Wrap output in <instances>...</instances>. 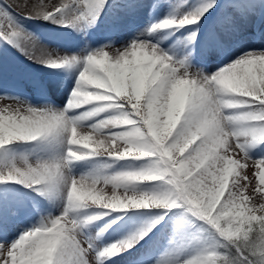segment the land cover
<instances>
[{
	"label": "snow or ice",
	"instance_id": "1",
	"mask_svg": "<svg viewBox=\"0 0 264 264\" xmlns=\"http://www.w3.org/2000/svg\"><path fill=\"white\" fill-rule=\"evenodd\" d=\"M23 6L34 15L20 16L0 0V45L46 68L82 71L63 109L0 94L11 102L0 108V264H107L139 251L158 225L163 239L172 209L183 211V227L195 229L198 221L202 230L191 237L190 254L167 252L155 264H264V203L249 194L251 188L264 197V157L250 155L264 145V50L244 52L213 73L192 63L194 56L224 54L223 35L250 28L255 36L257 19L264 25V0H65L51 11L29 0ZM165 6L172 14L114 46L126 18L146 9L151 16ZM109 10L113 42L79 54L54 56L22 23L39 19L87 34ZM213 13L205 29L202 22ZM181 29L188 30L186 45L171 55L149 39ZM30 144L58 152L37 160L8 158L11 147ZM96 158L148 165L111 175L71 174L77 162ZM141 184L153 188L143 191ZM9 185L59 200L60 215L37 209L39 222L9 244L7 234L22 211ZM138 209L162 211L111 245L86 238L85 230L111 213ZM116 223L112 219L100 235ZM144 260L141 255L133 264Z\"/></svg>",
	"mask_w": 264,
	"mask_h": 264
},
{
	"label": "bare ground",
	"instance_id": "2",
	"mask_svg": "<svg viewBox=\"0 0 264 264\" xmlns=\"http://www.w3.org/2000/svg\"><path fill=\"white\" fill-rule=\"evenodd\" d=\"M5 2L12 4V6L15 8L17 4H20L21 5L20 7L27 10L26 12L23 10L24 11L23 13L24 15H23L21 14L22 10L19 9L20 10L19 11V10H16L17 8L16 9L13 8V10L20 16L34 15V11H35L34 9L30 7L25 8L23 6L24 3L29 2V0H5ZM31 2L43 3L47 5L48 10L51 11L53 10L52 5L54 3H62V2H65V0H31ZM111 2L112 0H109V3ZM148 2H153V0H148ZM173 2L178 4L180 0H173ZM149 11H151V9H146L138 13L134 18H126L123 21V26H122L120 33L115 39L114 46L119 47L120 41H126L130 39L136 33L142 32L145 28L149 27L150 23L159 22L160 20H163L166 16L172 14V9H170L167 6L163 7L157 12H153L151 16H149L148 14ZM214 16L215 14L213 13L207 19L206 22H202L205 24V29L208 27L209 24L212 23ZM28 21L31 22V23H28V25L35 24V26L36 25L38 26V27L36 26L37 28H40V26L44 27L43 29L44 32L39 33L36 30L32 31L28 29L29 27L26 25L27 23L23 24L24 29L30 34L38 37L42 47L46 48L48 52L53 53L54 56L64 55V54H79L80 51L84 48H88L89 50H95V49L102 47L106 43L113 42L112 34L110 31L111 21H112V11L111 10L108 11L107 15L102 16L101 19L97 22L96 26L87 31V34H85L84 32H77L71 28L59 27L55 24L48 23L43 20L37 21L36 19H28ZM262 28H264V25L261 24V21L258 18L256 21V35L255 36L252 35V30L250 28H242L237 33L223 35L221 38L225 44L224 54H212L208 56L207 58H201L199 56H194L192 63L198 69H202L206 73H213L218 68L222 67L225 63H227L229 59L234 60L236 57L240 56L244 52L251 51V50H264V36L261 35ZM187 35H188V30L181 29L179 32H175L172 34L160 33L157 39L155 40H153L151 37L149 39L153 43H156L157 40L160 41L159 46L171 55L173 54V51L178 48V46L183 47L186 45ZM201 38H198V40ZM7 49H8V53L12 55V57L16 61V63L14 64H16L18 68L20 69L18 72L16 70H12V74H9V72L5 73V70L3 69V73L2 75H0V90H2L3 93L5 94L8 91L7 86H15V90H20V92H22L21 94L26 95V96L31 95V96H34V98H39L40 97L39 95L37 97L33 93L32 94L28 93L27 90H23L24 89L22 86L23 80H22V77L20 76H23V74H27V77H29L28 75L29 73L26 71V68L23 69V67H28L30 69L35 68V70H37V73H38V70H41V69L43 70V68L46 69V67L22 55L21 52L17 51L16 48L14 47L7 45ZM40 54H41L40 49L37 48L36 55L39 56ZM47 69H50V68H47ZM50 71H53L52 80L50 84H45L44 87L41 88V92H40V94L43 97H49L48 101L45 98L43 99L42 97V99L40 100L37 99V101L36 99H34V102L32 101L31 105L39 107L42 104H48L53 108L63 109L69 99L70 93L73 91L75 87L76 81L78 80V77H79V73L80 71H82V67L78 66L72 69H60V70L50 69ZM32 77H30L29 79H32ZM19 80H22V81L20 82ZM43 148L44 149L42 153L56 154L58 152V150L50 149L45 146H43ZM81 162H84V161H81ZM81 162H77V163H81ZM83 171L84 172L80 171L81 172L80 175L78 173L77 174L78 176H76V172L74 170H71V174L74 177H80V176L92 175V174L101 175L102 167L95 160L94 164L92 165L91 168H89V170H83ZM137 211L140 213H144V215H149V218L152 216V215L150 216V212L148 209H138ZM153 221L154 219L151 218L150 223H152ZM150 235L151 234H149V237ZM147 238L148 237H146L145 239ZM129 254L130 253H125L124 255H129ZM114 262H116V260Z\"/></svg>",
	"mask_w": 264,
	"mask_h": 264
},
{
	"label": "rangeland",
	"instance_id": "3",
	"mask_svg": "<svg viewBox=\"0 0 264 264\" xmlns=\"http://www.w3.org/2000/svg\"><path fill=\"white\" fill-rule=\"evenodd\" d=\"M15 8V7H13ZM17 8V9H16ZM16 10H22L21 14L26 12L22 7H16ZM19 10V11H20ZM24 10V11H23ZM24 15V14H23ZM39 21L38 19H36ZM36 22V21H35ZM22 23L29 27L30 30H36L39 33H43L44 27L40 26L37 28L35 24L28 25V20H22ZM31 26V27H30ZM28 30V31H30ZM16 61L8 53L7 44L0 45V67L5 70V73L12 74V70L19 71L20 68L16 64ZM10 64V65H9ZM14 64V65H13ZM26 68V71L29 73V77L27 74H23L22 77V86L23 90H27L28 93L34 94L39 98H33L30 96H26L21 94L20 92H13L8 90L5 94L19 97L21 100L26 101L28 103L34 102V99L40 100L42 99V95L40 94L41 88L44 87L45 84H50L53 71L50 69L43 70H35V68ZM28 68V69H27ZM22 69V70H23ZM23 73V72H21ZM44 73V74H43ZM47 73V74H46ZM42 74V76H41ZM33 75V77H32ZM32 77V79H29ZM22 80H19L20 82ZM28 84V85H27ZM33 88V89H32ZM33 90V91H32ZM39 90V91H38ZM2 91V90H0ZM3 92V91H2ZM0 92V94H2ZM14 94V95H13ZM29 97V98H28ZM48 101L49 97H43V99ZM25 99V100H24ZM50 101V100H49ZM53 101V100H52ZM51 102V101H50ZM11 102L7 100H0V108L7 107L10 105ZM12 106H15L12 104ZM43 146L40 144H30V145H17L13 148L8 149L7 155L8 158H16V159H23L28 158L30 160H37L42 158L51 157L54 155L53 153H42ZM38 151V152H37ZM45 151V150H44ZM250 155L253 159H259L264 157V145L259 148L253 149L250 152ZM39 157V158H38ZM4 158V154L0 153V159ZM95 160L101 165L102 172L101 175H111L122 171H134L139 170L141 168L147 167L148 161L141 160V161H120V162H112L106 160L105 158H96L93 160H87L81 163H76L72 166L71 170H74L77 174L84 172L83 170H89L92 167ZM100 160V161H99ZM81 165V166H80ZM105 169V170H103ZM252 164L249 162V176L250 179L254 177L251 176ZM81 171V172H80ZM0 187H3L0 185ZM10 188L15 190V198L21 203L22 211L20 216L14 223L13 227L7 234V242L10 244L13 240L17 239L20 235L21 231L25 228H29L34 223H38L40 220V213H38L37 209H44V215H47L48 212H51V215L58 216L60 215L61 208H60V201H52L47 199L43 196H40L37 192H34L28 188L23 187L22 185H9ZM153 188L151 184H141L140 189L143 191H149ZM110 192V189L108 190ZM249 194L254 196L255 203L261 204L264 203V197H260L259 194H256L250 188ZM150 212L149 215H144V213H140L137 210H129L126 213L122 212L118 213H111L110 216H106L103 220L97 221L94 225L90 226L88 229L85 230V236L89 241H95L98 245L106 246L116 243L117 241L127 237L128 235L132 234L133 232L137 231L138 229L145 227L150 223V219H155L154 213L161 212L162 210L157 209H148ZM90 212H101L105 210L101 209H91ZM83 215V213H81ZM118 215V216H117ZM117 219V223L114 224L111 228H109L106 233L104 232L100 235V230L103 229L106 224L111 222L112 219ZM191 219V218H190ZM165 221L169 222V226L166 229V236L163 239H160L159 229L160 225L157 226L156 229L153 230V233H150V237L152 238L148 244H145V241H141L139 245H137L136 249L133 250L132 253L129 255H124L121 257H117L114 260H110L107 264H133V261L137 259V257L143 255L145 257L144 264H155L156 260L161 259L167 252H177L178 254L187 255L190 254L194 248V245L190 244L189 241L191 237L198 235V233L202 230V226L196 224L195 229H188L183 227V211L181 209H172L168 210V215L165 216ZM104 224V225H103ZM145 240H149V237ZM157 240L159 243L157 244ZM119 258V259H118ZM127 258V259H125ZM116 260V262H114ZM127 260V261H126Z\"/></svg>",
	"mask_w": 264,
	"mask_h": 264
},
{
	"label": "trees",
	"instance_id": "4",
	"mask_svg": "<svg viewBox=\"0 0 264 264\" xmlns=\"http://www.w3.org/2000/svg\"><path fill=\"white\" fill-rule=\"evenodd\" d=\"M14 147H15V146H13V147H11V148H13V149H14ZM195 223H196L197 225H199V224H200L198 221H196Z\"/></svg>",
	"mask_w": 264,
	"mask_h": 264
}]
</instances>
